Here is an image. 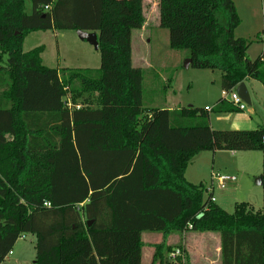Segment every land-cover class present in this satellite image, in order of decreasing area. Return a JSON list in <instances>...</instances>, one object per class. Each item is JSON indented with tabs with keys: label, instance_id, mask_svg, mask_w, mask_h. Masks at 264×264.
Returning a JSON list of instances; mask_svg holds the SVG:
<instances>
[{
	"label": "trees",
	"instance_id": "16d2710c",
	"mask_svg": "<svg viewBox=\"0 0 264 264\" xmlns=\"http://www.w3.org/2000/svg\"><path fill=\"white\" fill-rule=\"evenodd\" d=\"M29 2L27 13L25 0H0V264L27 234L34 264H142L144 233L190 232L219 236L221 264H264V203H236L230 214L186 179L202 152H261L264 194V130L212 129L211 114L242 112L225 98L144 108L132 59L144 0ZM159 16L171 49L188 51L194 69L219 71L223 92L264 87V52L249 59L252 42L235 37L233 0H159ZM68 30L97 34L99 70L50 69L43 46L23 51L30 33ZM155 248L160 264H176V248L187 253L181 242Z\"/></svg>",
	"mask_w": 264,
	"mask_h": 264
},
{
	"label": "rangeland",
	"instance_id": "374dc122",
	"mask_svg": "<svg viewBox=\"0 0 264 264\" xmlns=\"http://www.w3.org/2000/svg\"><path fill=\"white\" fill-rule=\"evenodd\" d=\"M233 1L241 20L234 35L236 38L252 42L247 55L249 59L255 60L264 52V0ZM25 6L26 12L30 13L29 0H25ZM144 16L143 29L135 31L132 36L133 64L143 72L144 108L166 110H177L189 106L212 108L219 99L224 98L219 71L186 68L185 63L189 52L171 49L169 31L160 27L159 0H144ZM42 46L45 48L42 54L43 65L47 68L99 70L101 67L100 52L95 50L89 42L80 40L76 31L30 33L24 41L23 51L30 52ZM246 86L251 105L246 104L247 109L240 113L211 114L210 123L212 122L214 130L250 131L260 128L264 130V87L253 80L246 82ZM75 153L74 165L81 161L76 150ZM220 153L222 154L217 157L213 152L198 154L186 171L188 178L194 181L199 180L196 184H204L209 192L213 187L215 203L230 214L234 213L236 203H248L255 211H261L264 194L263 187L258 185V180L263 171L262 153L237 152L235 157L227 151ZM94 169L101 171V166H95ZM213 175L234 177L236 182H228L224 187H220L217 180L212 181ZM100 182L105 183L103 179ZM74 183L77 181L74 180ZM190 233L193 234V232ZM208 235L202 238L192 237L197 261L203 264L201 256L206 254L211 256L213 260L211 264H221V257H218L217 250L219 236ZM170 237L166 239L159 233H144L142 264H160L153 262L155 246L167 243L176 247L183 236L173 234ZM35 243L36 238L33 235H25V239L18 240L12 255L8 256L3 264H34ZM207 245L210 246L209 253L203 251ZM190 258L186 253L176 264H190Z\"/></svg>",
	"mask_w": 264,
	"mask_h": 264
},
{
	"label": "crops",
	"instance_id": "0c3cea01",
	"mask_svg": "<svg viewBox=\"0 0 264 264\" xmlns=\"http://www.w3.org/2000/svg\"><path fill=\"white\" fill-rule=\"evenodd\" d=\"M211 120V119H210ZM211 127H212V129H215L214 127H213V125H212V122H211ZM260 129H262V128H260ZM231 153V156H233V157H235L236 156V154H237V152H230ZM219 154H222V153H220V152H216L215 153V157H217V156H219ZM196 158V157H195ZM194 161V160H193ZM260 177V176H259ZM186 179L190 182V183H193V184H195V185H197L196 183H197V181H199V180H196V181H194V180H191V179H189L188 178V176H187V172H186ZM259 179H261V178H259ZM213 182H214V180H212ZM211 194H212V196H213V199H214V202L216 201L215 199V189L212 187V189H211V192H210ZM194 234V233H193ZM191 234V233H188V234H185V235H183V237L182 238H180V240H179V243L181 242L182 243V245L185 247V249H186V252L188 253V256H190L191 258V263L190 264H199L198 263V261H197V254H196V248H195V246H194V240H192V237L194 236V237H197V236H200V238H202V237H204V236H209L208 234H204V235H196V234ZM172 237H170V239H171ZM179 238V237H178ZM207 238V237H206ZM171 241V240H170ZM172 243V242H171ZM170 243V244H171ZM217 243V242H216ZM217 245H218V248H217V250H218V257H220V253H221V248H220V245H221V242H220V239L218 238V243H217ZM203 248V247H202ZM202 248H201V250H202ZM208 248H210V246L209 245H207V246H205V248H203V251L204 252H208L209 253V249ZM143 252H144V250H143ZM202 258H203V264H205V262H206V264H208V262H209V264H211V263H213V260L211 259V256L210 255H202L201 256Z\"/></svg>",
	"mask_w": 264,
	"mask_h": 264
},
{
	"label": "built area",
	"instance_id": "2783aa9c",
	"mask_svg": "<svg viewBox=\"0 0 264 264\" xmlns=\"http://www.w3.org/2000/svg\"><path fill=\"white\" fill-rule=\"evenodd\" d=\"M223 96L225 99H227V101H229L234 107L238 108L240 111H245L247 109L246 104L238 96L236 89L229 94L223 92ZM213 178H214L213 180L218 181L220 187H224L228 182H230V183L236 182V178H234V177L213 175ZM213 201H214V199H213ZM44 205L46 207H50L49 203H45ZM20 239H25V236H22ZM10 255H12V252L9 254V256ZM183 257H184V253L181 249H175L169 255L170 260L172 262H176V263L178 262L179 259H182Z\"/></svg>",
	"mask_w": 264,
	"mask_h": 264
},
{
	"label": "water",
	"instance_id": "95a60500",
	"mask_svg": "<svg viewBox=\"0 0 264 264\" xmlns=\"http://www.w3.org/2000/svg\"><path fill=\"white\" fill-rule=\"evenodd\" d=\"M77 34L80 40L89 42L95 48V50L99 51V41L96 33L77 31ZM191 63H192L191 59H188L185 63V67L189 68L191 66ZM236 92L245 104L251 105L250 95L246 83H241L236 88ZM258 185L262 186L261 179L258 180ZM89 224H91V222Z\"/></svg>",
	"mask_w": 264,
	"mask_h": 264
}]
</instances>
